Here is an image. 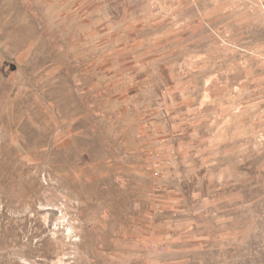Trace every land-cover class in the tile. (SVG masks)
I'll use <instances>...</instances> for the list:
<instances>
[{
	"label": "rangeland",
	"instance_id": "374dc122",
	"mask_svg": "<svg viewBox=\"0 0 264 264\" xmlns=\"http://www.w3.org/2000/svg\"><path fill=\"white\" fill-rule=\"evenodd\" d=\"M0 264H264V0H0Z\"/></svg>",
	"mask_w": 264,
	"mask_h": 264
}]
</instances>
